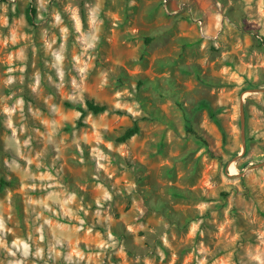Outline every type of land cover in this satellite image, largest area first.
Wrapping results in <instances>:
<instances>
[{
  "label": "rangeland",
  "instance_id": "rangeland-1",
  "mask_svg": "<svg viewBox=\"0 0 264 264\" xmlns=\"http://www.w3.org/2000/svg\"><path fill=\"white\" fill-rule=\"evenodd\" d=\"M30 1L0 0V98L14 91L17 97H22L30 124L33 121L28 106L46 112L44 98L48 95L53 96V103L70 120L73 112H80L78 118L65 121L60 129L69 139L73 122L77 135L88 129L95 131L93 125L97 122L105 124L101 139L111 142L112 148H107L106 143L101 145L109 161L99 175L110 194L114 184L123 192L120 196L113 195L112 201L104 205L108 209L111 204L108 214L118 221L110 229L118 241L116 247L101 249L97 247V241L92 247L102 256L88 259L87 256L92 255L89 252L86 259L79 260L73 254L71 264H77L78 260L79 264H101V261L102 264H261L264 261V176L261 175L264 166L249 167L264 161L262 91L245 94L247 149L243 157H235L243 148L241 94L264 88V35H261L264 21L257 23L256 17L238 15L237 9L228 5V0H103L100 40L95 49L89 50L95 59L92 60L94 67L84 81L83 101L86 107V100L94 99L107 104L109 110L100 114L87 111L81 118L80 104L77 102L74 107L73 101L67 98L72 95L71 85L66 83L64 88L56 89L44 78L47 72L53 79H59L54 69L49 71L45 67L44 60L50 61L51 57H45L42 35L45 30L49 36L55 32L58 39L53 49L59 47V29L50 28L52 12L53 9L60 11L62 19L68 23L64 13L68 0H35L37 13L33 23L27 17ZM85 2L94 4L95 0H72L79 8L82 31L87 32L90 25ZM41 3L46 4L47 11L40 8ZM73 41L72 36L67 41L69 58L78 56L83 50H73ZM21 50L25 57L23 61L17 58ZM226 52L229 56L224 59ZM21 67L23 73L19 71ZM9 68L14 71L9 73ZM98 69H114L105 78L107 83L103 86L95 79ZM37 70L41 73L40 95L28 87ZM8 75H22L23 84L17 80L13 85L5 86ZM68 79L66 75L65 80ZM20 88H23L22 92ZM117 92L121 96L117 97ZM118 101L126 106L114 107ZM8 103L10 106L11 101ZM132 103L139 105V116L134 117L128 112L127 107ZM2 108L0 99V137L11 134L3 125L6 117ZM89 114V122L85 123ZM135 121L140 125V132L125 142L118 141L117 137ZM190 124L205 136L212 153L204 142L188 131ZM81 147L85 164L94 168L89 146L82 144ZM117 149L127 155L122 156ZM50 153L56 155L51 147ZM13 159H17L15 152L5 151L4 140L0 138V218L6 222L18 221L26 234V201L46 198L52 189L44 185L51 181L25 180L20 170L5 164V160L11 163ZM18 162L22 168L26 164L25 161ZM45 163L50 166L51 160ZM28 167L34 171L36 164ZM51 175L55 176V173ZM86 175L88 173L82 171L80 164L68 160L62 178L57 179L69 192L74 190L78 198L82 196L85 204H92L88 217L81 213L85 225L91 227L94 224L92 213L98 207L94 203L97 193L91 177L87 189L77 187L78 182L83 184L81 177ZM2 179L9 184L1 185ZM129 184L135 185L130 193L126 191ZM213 192L215 195H211ZM134 202L138 218L125 223L120 219L121 215L130 213ZM49 204L52 206L51 202ZM200 204L210 207L201 210ZM27 207L29 211L35 208L40 212L42 209L40 204H27ZM56 208L59 212L58 205ZM213 212L217 214L215 217ZM32 215L34 217L36 213ZM44 219L49 223L44 225V239L40 242L44 249L43 259L31 254L35 251L32 247L26 258L28 264L34 260L37 264H44L45 260L48 264H69L65 255L85 252L84 237L92 238L99 232L104 238L103 224H97L88 233L78 219L67 216L62 220L50 216ZM199 220L204 222L193 232L191 225ZM226 221L230 223L226 224ZM164 224L168 225L167 229ZM76 228H80L76 233L81 237L80 242L77 244L73 240L71 244L57 245L55 250L60 256L49 259L48 249L55 244L54 235L70 237L71 230ZM161 234H166L167 245L160 239ZM233 236L237 239L229 247L228 242ZM140 237L144 239L138 243ZM13 239L9 233L8 243L11 244ZM121 245L123 255L118 254ZM160 252H163V260ZM249 254L260 259H250ZM7 259L23 258L19 254L8 257L0 248V260Z\"/></svg>",
  "mask_w": 264,
  "mask_h": 264
},
{
  "label": "clouds",
  "instance_id": "clouds-1",
  "mask_svg": "<svg viewBox=\"0 0 264 264\" xmlns=\"http://www.w3.org/2000/svg\"><path fill=\"white\" fill-rule=\"evenodd\" d=\"M228 5L230 7L234 6L237 9L238 15H247L249 18L256 17L257 23L264 21V0H228ZM40 8L47 11L45 3H41ZM84 8L86 10L87 22L90 25L87 32L82 31L78 6L73 4L72 0H68V3L64 8V13L66 14L68 23H65V20L62 19L60 11L53 9L52 12L53 19L50 28L59 29V39L61 40L59 47L53 49V45L56 44L58 39L55 32L49 36L48 30H45L42 35L45 57H51L50 61L48 59L44 60L45 67L49 69V71L54 69L55 74L59 79H53V76L47 72L44 74V78L49 85L55 87L56 89L64 88L66 83L70 84L72 88V95L67 98L73 101L74 107L77 102L80 106L85 107L83 101V93L86 91L84 81L88 76L89 70L94 67L92 60L95 59V56L89 53V50L95 49L100 40L101 25L103 24V19H101L103 0H95L94 4L85 2ZM105 15L110 16L111 13H105ZM40 18L43 19V16ZM217 19H219V17H217ZM225 23L227 24V21H225ZM261 35H264V32H262ZM70 36L74 37L72 44L73 50L83 49L82 51H79L78 56L73 55L71 58H69L67 48V41ZM219 46L220 45L217 44V47ZM236 47L239 48L240 46L237 45ZM35 51L36 49L33 47V53H35ZM228 56L229 53L226 52L224 53L223 58L227 59ZM86 57L88 58L87 63H84ZM17 58L21 61L25 59L23 50H21ZM113 70L114 69H109L108 71H104L103 69H98V75L95 78L96 81L103 86L107 83L105 78L109 75V72ZM13 71V68L8 69L9 73H12ZM19 71L23 73V67H21ZM66 75L69 77L67 81L65 80ZM17 80H19L21 84L24 82L22 75L18 77L8 75L7 79L4 80V85H13ZM40 85L41 73L37 70L33 73L32 82L28 84V87L33 93L40 95V92L42 91ZM19 91L22 92L23 88H20ZM115 95L119 97L121 96V93L117 92ZM14 97H17V93L15 91L9 96L0 98L3 101L2 112L6 117L3 120V125L11 132L10 135L6 134L0 138L4 140L5 151L11 149L15 152L17 157V159H13L11 163H9L8 160H5V164L13 170H20L25 180H50L51 183L44 185V187L52 189V191H50L48 196L44 199L26 201V234L21 230L18 221L6 222L4 219L0 218V248L4 250L8 257H16L17 254H19L20 257L23 258L7 259L6 261L0 260V264H28L26 258L29 256L30 248L32 247H34L35 251L31 254L38 259H43L44 249L40 242L44 239V225L49 223V220L44 219L45 216L61 220L65 216L70 217L71 219H78L80 226L88 233H91L97 224H103L105 226L103 233L104 238L101 237L99 232L95 233L92 238L84 237L83 239L86 241L85 252H69V254L64 257L65 260L69 261V264H71L73 254L78 256L79 260L86 259V253L89 252L92 255L87 256L88 259L99 258L102 256V253L92 247V244L99 241L97 244L98 248L108 249L115 248L118 243V241L112 236L110 230L113 224L118 223V221H114L113 217L108 214L111 204H109L108 209H106L104 207L105 202L112 201L113 195H123V192L115 184L112 185L114 191L110 194L108 189L103 186V182L99 175L101 169H106V164L109 161V156L105 155L101 150V145L106 143L107 148H112L111 142H106L101 139L102 130L106 127V125L97 122L93 125V129H95V131L88 129L84 131V134L77 135L75 131V124L73 122V132L71 134V139H69L68 134L61 132L60 129L64 126L65 121L71 122L78 118L81 114L80 112H73V116L70 120V118L63 115L61 113V109L53 103V96L48 95L44 98V103L47 105L46 112L42 113L39 108H33L32 105L28 106V112L30 113L31 120L33 121V123L30 124L29 117H27L24 112V99L22 97L14 99ZM9 101H11L10 106L8 103ZM122 106H126L122 101H118L114 104V107L116 108H120ZM134 109H136V111H134ZM138 109L139 105L136 103H132L131 106L127 107L128 112L132 113L134 117L140 115ZM86 110L87 109L85 107V111ZM90 115L91 114H89V117L85 118V123L89 122ZM104 115L107 116V113H104ZM261 135H264V133H261ZM82 144L89 146L91 160L95 163L94 168L91 167V165L85 164L83 158L84 149L81 147ZM50 147L55 150V156L51 155ZM117 151H120L122 156L127 155L126 152L121 151L120 149H117ZM65 153H68V155L66 156ZM49 159L51 160L50 166L45 163ZM18 160L26 162L23 168ZM68 160L80 164L82 166V171L88 173V175L81 177L83 184L81 185L78 182L77 187L82 186L87 189L89 176L93 181V188L97 193L94 203L98 207L96 211L92 213L94 224L91 227L85 225L84 219L81 218V213H83L84 217H88L90 215L92 204H85L82 196L78 198L74 190L69 192L57 179L58 177L62 178L63 169ZM61 161H64V163H61ZM33 163L36 164V169L34 171L29 170L28 167ZM57 165L59 166L57 167ZM41 172L42 174H38ZM53 172L55 173V176L51 175ZM261 175L264 176V173H261ZM32 186L35 187L36 185L33 184ZM209 187H211V185H209ZM134 188V184H129L126 191L130 193ZM262 191H264V188H262ZM211 195H215V192L211 193ZM49 202H51L52 206H50ZM27 204H40L42 205V209L40 212H38L35 208L29 211ZM57 205L59 206V212H57ZM199 207L203 210L206 207H210V205L200 204ZM32 213H36V215L33 217ZM41 213H43V215ZM137 213L138 208L134 202L130 213L121 215L120 219L125 221V223L134 222L138 218ZM212 215L215 217L217 214L213 212ZM41 220H43V223H40ZM203 222V220H199L193 223L191 225L192 231L195 232L196 229L199 228V225ZM209 222L213 223L215 221ZM9 223L12 224L11 227L8 226ZM225 223L228 224L230 222L226 221ZM138 227L146 228L147 226L138 225ZM163 227L164 229H167L168 225L164 224ZM79 231L80 228L71 230L70 237L68 235L62 236L55 234V244L48 249L50 253L49 259H57L60 256V252L55 250L57 245H62L64 242L71 244L73 240L78 244L81 237L77 236L76 233ZM148 231H153V229H148ZM9 233H12L14 237L11 244L7 241V235ZM203 234L204 233L201 232V236H203ZM143 239V237H140L137 242L139 243ZM160 239H162L166 245L168 244L166 234H161ZM236 239V236L231 237V240L228 242V246L230 247L231 242ZM221 243H223V241H221ZM262 243H264V241H262ZM53 252L55 254L51 255ZM118 254H124L123 245H121V250ZM249 255L250 259H260L259 256ZM160 258L163 260V252H160ZM79 260L77 261V264H79ZM32 264H37V261L34 260ZM44 264H48V261L45 260ZM201 264H203V262H201ZM261 264H264V261H262Z\"/></svg>",
  "mask_w": 264,
  "mask_h": 264
},
{
  "label": "trees",
  "instance_id": "trees-1",
  "mask_svg": "<svg viewBox=\"0 0 264 264\" xmlns=\"http://www.w3.org/2000/svg\"><path fill=\"white\" fill-rule=\"evenodd\" d=\"M35 0H31L30 1V5L27 9V17L28 20L33 23L35 20V15L37 13V8L35 6ZM80 111L82 112L81 118H83L87 111H91L94 114H100L103 112H106L107 110H109V106L107 104H100L97 101H95L94 99H87L86 100V111H85V107L80 106L79 107ZM119 113H121L122 111H118ZM81 122V121H80ZM188 131L190 133H193L198 139H200L202 142H204V144L207 146L208 150L212 153L213 151L211 150V146L209 144V142L206 140L205 136L198 130H196L195 128H193V126L190 124L187 126ZM140 132V125L137 121L134 122V125L127 128L120 136L117 137L118 141L121 142H125L129 139H131L132 137H134L135 135H137ZM1 185L2 184H9L6 180L1 181Z\"/></svg>",
  "mask_w": 264,
  "mask_h": 264
},
{
  "label": "water",
  "instance_id": "water-1",
  "mask_svg": "<svg viewBox=\"0 0 264 264\" xmlns=\"http://www.w3.org/2000/svg\"><path fill=\"white\" fill-rule=\"evenodd\" d=\"M264 92V88H254V89H250L247 91H244L241 94V102H240V109H241V127H242V140H243V148H242V152L237 155L235 157V159H238L240 157H243L246 153V149H247V143H246V137H245V103H244V97L246 92H251V93H257V92ZM232 162H230L229 164H231ZM264 166V161L261 163H258L256 165H251L249 168L252 169L254 167H261ZM243 174V173H242Z\"/></svg>",
  "mask_w": 264,
  "mask_h": 264
}]
</instances>
